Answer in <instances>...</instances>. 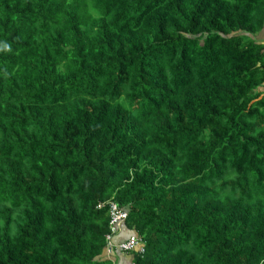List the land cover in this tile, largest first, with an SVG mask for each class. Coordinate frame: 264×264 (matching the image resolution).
Returning a JSON list of instances; mask_svg holds the SVG:
<instances>
[{
	"label": "trees",
	"instance_id": "obj_1",
	"mask_svg": "<svg viewBox=\"0 0 264 264\" xmlns=\"http://www.w3.org/2000/svg\"><path fill=\"white\" fill-rule=\"evenodd\" d=\"M263 28L264 0H0V264H111V201L134 264H264Z\"/></svg>",
	"mask_w": 264,
	"mask_h": 264
},
{
	"label": "built area",
	"instance_id": "obj_2",
	"mask_svg": "<svg viewBox=\"0 0 264 264\" xmlns=\"http://www.w3.org/2000/svg\"><path fill=\"white\" fill-rule=\"evenodd\" d=\"M109 204V211L111 216L110 221V233L106 236L107 248L106 252L108 256H111L116 250L122 252H134L138 251L141 253L145 252V244L141 238L137 236H131L126 241L116 244L115 238L120 232V227L127 221L129 217L128 210L122 208L115 202L111 201ZM105 203H100L98 208H104Z\"/></svg>",
	"mask_w": 264,
	"mask_h": 264
},
{
	"label": "crops",
	"instance_id": "obj_3",
	"mask_svg": "<svg viewBox=\"0 0 264 264\" xmlns=\"http://www.w3.org/2000/svg\"><path fill=\"white\" fill-rule=\"evenodd\" d=\"M256 40L261 45H264V28L262 32L256 36ZM131 236H137L136 232L129 230L126 225H122L120 227V232L115 238V243L118 244L126 241ZM104 257L105 259H110L112 262L111 264H134V255L130 252L116 250L111 256H108L107 252L105 251Z\"/></svg>",
	"mask_w": 264,
	"mask_h": 264
},
{
	"label": "clouds",
	"instance_id": "obj_4",
	"mask_svg": "<svg viewBox=\"0 0 264 264\" xmlns=\"http://www.w3.org/2000/svg\"><path fill=\"white\" fill-rule=\"evenodd\" d=\"M5 48H7V45H4Z\"/></svg>",
	"mask_w": 264,
	"mask_h": 264
}]
</instances>
